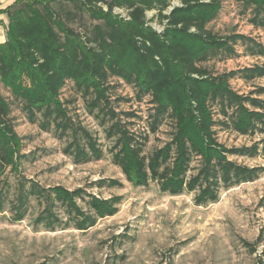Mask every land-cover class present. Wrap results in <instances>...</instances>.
Listing matches in <instances>:
<instances>
[{"label":"trees","instance_id":"obj_1","mask_svg":"<svg viewBox=\"0 0 264 264\" xmlns=\"http://www.w3.org/2000/svg\"><path fill=\"white\" fill-rule=\"evenodd\" d=\"M172 1L16 0L6 8L10 21L7 39L0 43V87L12 94L31 120L41 117L44 129L55 124L63 130L70 118L60 94L72 81L84 98L93 97L91 108L102 105L108 109L107 135L115 137L114 161L129 182L148 185L150 179L158 180L161 190L173 195L185 189L196 191L195 203L206 205L218 200L221 185L253 181L264 169L230 159V155H256L257 144L227 147L216 135L220 115L228 117L241 134L264 132V85L250 94H240L230 85L236 75L264 77V67L214 75L202 63L219 54H233L238 42L259 55H264V45L246 34L220 36L208 28L222 0H180L177 5ZM239 1L252 10L253 23L264 27V0ZM117 8L127 15L116 12ZM148 11L155 13L149 18ZM154 20L163 25L161 30L152 25ZM114 77L133 85L139 94L151 96L153 130L164 116L173 120L171 140L148 161L142 142L109 106ZM11 113L9 99L0 90V177L8 166L17 169L22 156V140ZM85 136L86 146L75 140V155L99 157L96 141L88 132ZM194 156L200 159L199 168L187 176ZM96 183L122 184L115 178ZM31 199L41 206L36 223L46 229L85 230L98 218L116 213L122 196L103 198L83 187L71 190L31 182L17 194L14 220L24 218ZM60 207L66 220L59 215Z\"/></svg>","mask_w":264,"mask_h":264},{"label":"rangeland","instance_id":"obj_2","mask_svg":"<svg viewBox=\"0 0 264 264\" xmlns=\"http://www.w3.org/2000/svg\"><path fill=\"white\" fill-rule=\"evenodd\" d=\"M179 3L172 1V5ZM154 13L148 11L147 15L150 18ZM253 17L252 10L241 1L222 0L219 14L208 28L220 36L246 34L264 45V27L253 23ZM151 23L158 30L163 28L157 20ZM234 47L233 54H219L204 61L203 66L214 75L264 67V55L251 53L241 42ZM110 84L109 106L142 142L148 161L156 149L171 140L173 120L166 115L153 130L151 96L139 94L120 78H111ZM230 85L240 94H250L264 85V77L244 79L236 75ZM0 90L9 99L14 128L22 140L18 168L8 166L0 177V264H264V169L253 181L221 185L217 201L197 205L196 191L185 189L173 195L162 191L158 180L150 179L148 185L129 182L114 161L115 137L107 135L111 124L108 109L102 105L91 108L93 97L84 98L72 81L60 94L70 118L63 130L56 129L55 124L44 129L41 117L31 120L8 90L2 86ZM217 118L216 135L225 146L258 145L256 155H230V159L264 167V132L241 134L228 117ZM85 132L101 149L99 157L92 153L83 158L75 155V140L87 144ZM199 165V157L194 156L187 176L196 174ZM112 178L122 184L96 183ZM31 182L71 190L83 187L103 198L120 195L122 200L116 213L98 218L88 229L48 230L36 223L41 211L36 199L30 200L22 220L13 219L17 194L22 185L27 189ZM79 202L88 209L85 202ZM58 209L66 220L63 209Z\"/></svg>","mask_w":264,"mask_h":264},{"label":"crops","instance_id":"obj_3","mask_svg":"<svg viewBox=\"0 0 264 264\" xmlns=\"http://www.w3.org/2000/svg\"><path fill=\"white\" fill-rule=\"evenodd\" d=\"M15 1L16 0H0V43H4L7 39V27L10 20L6 8Z\"/></svg>","mask_w":264,"mask_h":264},{"label":"built area","instance_id":"obj_4","mask_svg":"<svg viewBox=\"0 0 264 264\" xmlns=\"http://www.w3.org/2000/svg\"><path fill=\"white\" fill-rule=\"evenodd\" d=\"M116 12H118V13H122L123 16H126V15H127L126 12H125L123 9H119V8H117V9H116Z\"/></svg>","mask_w":264,"mask_h":264},{"label":"water","instance_id":"obj_5","mask_svg":"<svg viewBox=\"0 0 264 264\" xmlns=\"http://www.w3.org/2000/svg\"><path fill=\"white\" fill-rule=\"evenodd\" d=\"M171 9H172V7H171Z\"/></svg>","mask_w":264,"mask_h":264}]
</instances>
